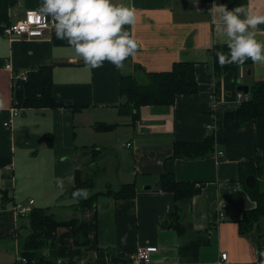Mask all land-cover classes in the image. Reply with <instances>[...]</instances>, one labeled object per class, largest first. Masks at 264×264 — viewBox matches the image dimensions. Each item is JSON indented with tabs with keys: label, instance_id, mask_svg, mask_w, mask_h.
<instances>
[{
	"label": "crops",
	"instance_id": "obj_1",
	"mask_svg": "<svg viewBox=\"0 0 264 264\" xmlns=\"http://www.w3.org/2000/svg\"><path fill=\"white\" fill-rule=\"evenodd\" d=\"M41 2L19 0L11 8V22L27 11H38ZM113 3L135 9V29L126 30L142 45L134 60L130 57L124 62L123 72L107 61L96 69L85 66L66 40L56 38L54 24L38 38L10 39L0 30V249L14 251V260L5 264L15 263L20 240L31 232L28 214L18 215L15 203L33 198L34 208H48L59 219L79 214V201L73 199L71 189L76 184L77 167L87 160L85 152L91 147L100 149L94 151L99 159L94 172L100 180L95 176V183L87 190L94 193L131 183L136 193L131 198L100 194L95 205L81 213L92 238L88 246L75 244L71 227L59 226L57 259L63 263L53 264H136L138 247L149 244L159 247L153 254V264H264V217L245 230L241 224L245 211L257 206L247 191L246 177L256 173L261 188L264 184V115L235 130L220 126L212 132L207 128L215 120L211 105L219 78L215 75L213 49L224 43L218 31L220 8L244 6L264 14V0ZM256 39L264 42V24L256 29ZM176 61L195 64V93L179 94L170 106L142 105L136 121L119 112L124 73L143 78L145 72L170 70ZM7 63L15 73L52 66L54 95L81 109L17 106L18 113L14 114L15 79ZM240 76L251 86L264 79V64L250 60L241 65ZM236 107L234 101L225 100L218 112L223 115ZM108 124L116 125L102 127ZM99 130L104 131L101 135L114 131L116 142L121 141L128 150L122 156L108 151L111 143L99 140ZM209 133L215 134L212 154L189 159L173 155L176 141H201ZM218 150L224 151L222 157L217 156ZM241 165L252 171L243 175ZM169 171L179 181L202 183L188 208L179 211L185 226L182 233L170 218L177 210L175 193L156 187L160 175ZM68 176L74 178L73 182L58 188L55 178ZM220 212L225 213V219L214 224ZM201 233H205L206 241L196 253L187 254L186 246L202 237ZM222 252H227L226 260L221 258Z\"/></svg>",
	"mask_w": 264,
	"mask_h": 264
},
{
	"label": "trees",
	"instance_id": "obj_2",
	"mask_svg": "<svg viewBox=\"0 0 264 264\" xmlns=\"http://www.w3.org/2000/svg\"><path fill=\"white\" fill-rule=\"evenodd\" d=\"M19 0H0V30L4 24H10V9L17 5ZM227 54L229 49L225 43L215 45L213 59L216 80L215 92L220 98L224 95L227 101L237 99V86L239 84L241 65L229 64L223 67L217 61L216 53ZM251 59L245 61L250 62ZM252 61V60H251ZM244 63V64H245ZM52 66H41L37 70L29 71L28 79H18L14 84V104L18 107H60L70 106L75 111L81 107L74 105L69 100L56 97L53 93ZM198 90V81L195 73V64L190 61H176L170 70L159 72H145L144 77L134 73H124L120 81V93L122 100L118 110L122 115H130L133 121L140 118L142 105H173L179 94L195 93ZM264 115V79L254 82L250 86L249 98L243 100L233 110L227 111L221 117V126L229 130L239 128L247 121H255ZM116 124H108L106 127H114ZM213 132V131H212ZM45 138L52 143L48 134ZM98 148L86 149L87 160L79 165L76 170V184L71 189V194L76 189H88L95 183V169L99 159L94 151ZM215 150V134L209 133L201 141H176L173 155L182 158L205 157ZM89 155H88V154ZM243 167L242 174L252 171L249 166ZM245 171V172H243ZM88 174V175H87ZM246 175V174H245ZM256 175V173H255ZM91 176V178L89 177ZM156 187L163 191L175 193L177 210L170 216L174 227L180 232L182 227L181 212L185 211L192 202L193 197L202 189V183L193 181H179L174 172H164L160 175ZM251 197L257 201L254 209L244 213L242 229L245 230L254 221H261L264 217V188H261L259 180L250 188L246 185ZM135 187L131 183H123L118 189L108 188L90 193L88 199H80L76 204L79 214L70 219H59L48 208H34L28 216L31 222V232L20 240V254L27 258L24 264H53L58 262L56 249V231L59 226L65 225L72 229L74 242L80 246H88L91 237L88 225L81 216L88 207L95 205L97 196L110 194L114 197L131 198L135 196ZM7 201L6 198L3 199ZM182 233V231H181ZM197 239H193L186 246L187 254H194L199 245L206 241L205 233H201ZM5 264V263H0ZM15 264V263H14Z\"/></svg>",
	"mask_w": 264,
	"mask_h": 264
},
{
	"label": "clouds",
	"instance_id": "obj_3",
	"mask_svg": "<svg viewBox=\"0 0 264 264\" xmlns=\"http://www.w3.org/2000/svg\"><path fill=\"white\" fill-rule=\"evenodd\" d=\"M38 11L53 19L56 38L66 40L90 69L100 68L107 61L123 72L124 62L130 57L134 60L140 49L133 33L126 30H134L137 23L131 6L115 4L113 0H42ZM220 13L219 36L229 49L227 54L216 53L220 66L243 65L249 59L264 64V42L256 39V29L264 24V14L244 6L229 10L226 5L221 6ZM73 179L57 177L55 183L63 189ZM89 196L87 189L72 193L76 200Z\"/></svg>",
	"mask_w": 264,
	"mask_h": 264
},
{
	"label": "built area",
	"instance_id": "obj_4",
	"mask_svg": "<svg viewBox=\"0 0 264 264\" xmlns=\"http://www.w3.org/2000/svg\"><path fill=\"white\" fill-rule=\"evenodd\" d=\"M54 21L49 16H43L38 11H27L24 16L19 18L18 20L11 22L10 24H4L3 25V34L10 37V39L14 37H24V38H38L42 37L46 34V32L51 29L53 26ZM135 37V36H134ZM136 38V37H135ZM140 45V49L142 47L141 41L136 38ZM6 67L11 69L13 71V78L16 80H27L28 79V71H21L19 73H15L12 67L11 63H7ZM249 98V94H246L242 91H238L237 93V99L234 100V102L238 105L243 100H247ZM225 97L223 94H221V97L219 98L214 93L213 101H212V109L216 112L215 120L207 125V128L209 131L215 132L218 127L221 126V117L222 115L219 114L218 109L219 106L222 104L223 101H225ZM14 114L18 113V108L16 105H14L13 108ZM6 125L8 122L5 123ZM130 145V142L128 143ZM224 155V151L218 150L217 156L222 157ZM34 199L31 198L27 202H17L15 203L14 210L18 215H26L30 213L34 208ZM225 219V213L220 212L218 216L214 220V224H217ZM159 250V247L157 245L149 244V245H142L139 246L137 249V258H136V264H153V254H155ZM221 258L223 260H226L228 258L227 252H222ZM27 258L19 254L17 257V260L15 261V264H24L27 263ZM58 263H63L62 260L58 259Z\"/></svg>",
	"mask_w": 264,
	"mask_h": 264
},
{
	"label": "rangeland",
	"instance_id": "obj_5",
	"mask_svg": "<svg viewBox=\"0 0 264 264\" xmlns=\"http://www.w3.org/2000/svg\"><path fill=\"white\" fill-rule=\"evenodd\" d=\"M10 11H11V9H10ZM11 14H12V12L10 13V17H11ZM97 132H98V133H96L97 137L100 136L99 140H101V141L107 140L109 142V144L111 143L112 149L109 148L108 151H112L115 154L117 152H119V155L122 156V154L125 152V150H128V149H125V147H122L121 141L116 142V139L118 136L114 133V131H112V133H110V135H108V134L101 135L104 132L103 130H99ZM107 132H111V131H107ZM90 141H92V138H90ZM89 143L91 145L93 142H89ZM117 143H118V146L116 145ZM97 171H98V173H101L100 170H97ZM101 176H102L101 177V180H102L104 177H103V175H101ZM89 177L91 178V176H89ZM96 180L99 182L100 175H96ZM109 188H111V187H109ZM262 188H264V184H263ZM22 239H24V237H22ZM13 260H14V251L13 250L6 248V247L2 248V250L0 249V263H5V262L9 263V262H12Z\"/></svg>",
	"mask_w": 264,
	"mask_h": 264
},
{
	"label": "water",
	"instance_id": "obj_6",
	"mask_svg": "<svg viewBox=\"0 0 264 264\" xmlns=\"http://www.w3.org/2000/svg\"><path fill=\"white\" fill-rule=\"evenodd\" d=\"M251 70H248V72H250ZM237 90L238 91H242L246 94H249L250 92V86L249 84H246L243 82L242 78H239V84L237 86ZM102 127H106V125H102ZM257 183V177L254 174H249L246 177V185L250 188H253ZM146 187H150V186H146Z\"/></svg>",
	"mask_w": 264,
	"mask_h": 264
}]
</instances>
